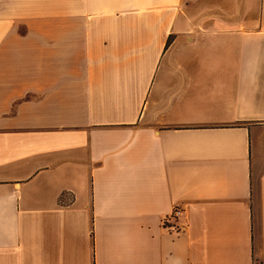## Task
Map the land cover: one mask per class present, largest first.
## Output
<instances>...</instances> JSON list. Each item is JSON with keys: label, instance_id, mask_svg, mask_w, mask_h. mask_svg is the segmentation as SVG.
<instances>
[{"label": "crops", "instance_id": "obj_1", "mask_svg": "<svg viewBox=\"0 0 264 264\" xmlns=\"http://www.w3.org/2000/svg\"><path fill=\"white\" fill-rule=\"evenodd\" d=\"M0 264H264V0H0Z\"/></svg>", "mask_w": 264, "mask_h": 264}, {"label": "built area", "instance_id": "obj_2", "mask_svg": "<svg viewBox=\"0 0 264 264\" xmlns=\"http://www.w3.org/2000/svg\"><path fill=\"white\" fill-rule=\"evenodd\" d=\"M180 213H181V211L180 210H178V209H174L173 210V213H172V215H171V217H177V216H179L180 215Z\"/></svg>", "mask_w": 264, "mask_h": 264}]
</instances>
